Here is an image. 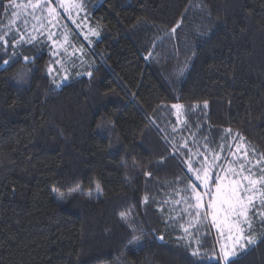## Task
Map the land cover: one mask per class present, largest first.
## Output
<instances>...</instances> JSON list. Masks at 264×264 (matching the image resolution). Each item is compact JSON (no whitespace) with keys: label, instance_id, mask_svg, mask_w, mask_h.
<instances>
[{"label":"trees","instance_id":"obj_1","mask_svg":"<svg viewBox=\"0 0 264 264\" xmlns=\"http://www.w3.org/2000/svg\"><path fill=\"white\" fill-rule=\"evenodd\" d=\"M8 2L0 0L9 40L0 42V264H216L212 230L192 256L197 240L189 247L176 226L184 205L163 203L179 200V178L192 175L171 154L203 136L222 143L229 128L264 151V0H83L79 26L61 15L56 27L68 32L67 55L53 54L33 19L26 31L37 38L13 48L25 18L10 23ZM173 104L187 110L183 126ZM236 264H264V241Z\"/></svg>","mask_w":264,"mask_h":264},{"label":"snow or ice","instance_id":"obj_2","mask_svg":"<svg viewBox=\"0 0 264 264\" xmlns=\"http://www.w3.org/2000/svg\"><path fill=\"white\" fill-rule=\"evenodd\" d=\"M83 0H72L69 4L68 0H27L26 3H17V0H9V8L11 11L10 23H15L16 18L21 14L31 16L37 23L32 25L33 31L44 32L47 30V39L52 41L57 49H63L68 54V47L71 46L68 33H62L63 40L53 39L56 33L52 29L56 28L61 17L60 9L71 13L73 10L79 13L83 10ZM18 9L19 11H16ZM30 9V11H29ZM83 19V18H81ZM80 24V21H74ZM25 29L18 31V36L14 37L11 46L14 48L17 44H32L37 37L28 33L26 28L28 20H24ZM179 23L175 25L171 32L175 33ZM88 33L91 36H99V32L92 27H88ZM88 37L85 36V39ZM0 42L4 46L9 45V40L4 34H0ZM79 51L83 52L81 47ZM59 55V52H54ZM17 55L13 52L12 57ZM75 55V49L72 53ZM12 57L3 60L5 65L12 62ZM24 61H30L28 56H23ZM55 63L60 64L65 71V61L58 59ZM74 63V62H73ZM187 67V65H185ZM53 69L49 68L51 72ZM183 69H181V74ZM79 75V73H77ZM87 76L92 77V72H87ZM62 79H69L68 76ZM52 83L59 87L60 85L53 80ZM207 108L208 102H203ZM176 110L177 120H180V110L184 107L181 104H173L171 106ZM100 127V125H98ZM176 129L173 128V131ZM224 135L220 137L222 143L216 144L207 136H203V143L199 147H192L187 141L178 147L173 145L174 152L171 154L173 158L179 157L180 163L184 165L191 176L180 177L183 185L180 189H174L175 195L180 199L172 201H164L163 203L183 204L182 214L176 221V226L181 229L184 236L181 239H188V246L191 247L192 240H197L203 231V240H207L211 235V230H215L213 239L215 245L212 251L216 255L210 259L216 260V264H236L240 254L246 252L251 246L258 241H264V151H258L254 145L246 141V138L236 133L233 135L232 129H225ZM199 143V142H197ZM145 176L151 177V172H145ZM194 176L195 181L192 177ZM97 192H102L99 182L95 184ZM58 192V198L63 200L64 193ZM72 191H80L79 187ZM148 197H144L147 203ZM164 211L163 207L160 209ZM121 219L126 225L136 231L135 225L128 221L127 216L121 213ZM140 231H143L142 229ZM163 240L164 237L160 236ZM141 242L140 236L132 235L128 241L129 245H137ZM205 245L197 240V247L191 252L192 256L200 255V249ZM207 255V253H205Z\"/></svg>","mask_w":264,"mask_h":264},{"label":"rangeland","instance_id":"obj_3","mask_svg":"<svg viewBox=\"0 0 264 264\" xmlns=\"http://www.w3.org/2000/svg\"><path fill=\"white\" fill-rule=\"evenodd\" d=\"M21 2H23V3H26L27 2V0H17V3H21ZM72 2V0H68V3L70 4ZM8 4H9V2H8ZM11 11H13L14 9H10ZM16 11H19L18 9H15ZM29 11H30V9H29ZM60 12H61V15H62V17L63 18H65L64 20H66L65 22H67V23H69V24H71V23H73L75 20L74 19H76L77 17H78V15L79 14H82L83 13V10L82 11H79V13H77L76 11H72L71 13H69L68 11H64L63 9H60ZM24 16V18L25 19H32V17L31 16H27V17H25V15H23ZM21 17V15L18 17V18H16V21H17V19H19ZM71 17V18H70ZM74 18V19H73ZM13 24V23H12ZM52 31H54L55 33H56V28H54V29H52ZM65 31H64V26H62V30H60V34H58V33H56V36H54L53 37V39H56V40H59V41H62L63 40V35H62V33H64ZM68 33V32H67ZM43 34H46V36L48 35V32H47V30H45L44 31V33ZM69 37V36H68ZM50 41V40H49ZM50 44H51V50H52V52H60L62 49H57L56 48V46H54L53 45V43H52V41H50ZM63 51V50H62ZM187 112V110H185L184 109V111L182 112V114H181V116H180V120L178 121V120H175V123L177 124V126H183V122H184V124H185V121H184V115H185V113ZM162 128L164 129V126H162ZM172 128H173V126H168L167 128H166V133H167V131L168 130H172ZM175 128V127H174ZM164 132H165V130H163ZM233 135H235L234 134V132L232 133ZM168 149V148H167ZM168 150H170V149H168ZM171 151V150H170ZM193 181H195V180H193ZM175 206H177V204H174ZM212 233H213V235H215V230L213 229L212 230ZM222 261V260H221ZM222 264H223V261H222Z\"/></svg>","mask_w":264,"mask_h":264}]
</instances>
